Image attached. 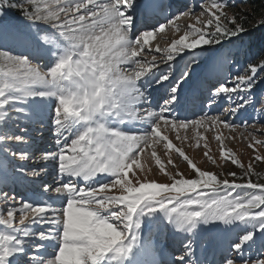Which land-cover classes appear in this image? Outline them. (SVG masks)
<instances>
[{
  "label": "snow or ice",
  "instance_id": "6c2138e0",
  "mask_svg": "<svg viewBox=\"0 0 264 264\" xmlns=\"http://www.w3.org/2000/svg\"><path fill=\"white\" fill-rule=\"evenodd\" d=\"M226 6L227 0L201 5L207 20L197 16L196 24L187 25L183 35L161 49L158 45L151 48L149 39L166 27L179 32L175 21L184 13L161 17L164 5L159 0L143 5L138 0H0V16L5 8L17 7L33 24L50 25V31L37 32L30 44L37 58L46 54L55 57L53 65L43 71L31 63L29 56L0 50V204L5 206L0 210V264H136V256L145 246L141 240L144 226L151 227L157 220L188 234L181 255L174 257L176 264H198L193 230L211 221L226 225L242 221L245 225L242 234L222 253L219 264H264V183L252 182L251 163L243 173L247 183L238 184L235 181L241 177L234 172L229 173L231 182L218 180L176 148L195 170L196 178L177 179L172 175L171 184L140 183L141 172L139 177L127 179L149 145L153 146L151 154L156 163L161 169L165 167L154 146L161 140L166 148L174 146L167 135H161L162 127L169 132L177 130V139H181L178 130L189 126L215 125L217 131L221 125L236 127L225 117L247 105L249 97L241 94L250 93L258 78L264 79V55H260L255 63L246 65L244 74L230 81L218 80L209 89V109L218 99L233 95L242 102L237 107L223 109L221 116L205 115L196 121L181 120L179 116L168 119L182 102L181 88L189 68L186 64L177 77L170 62L188 49L203 52L207 50L203 46H219L222 41L238 51L243 48V37L250 32L245 27L247 18L229 15ZM262 26L264 17L252 28ZM145 51L160 53L162 59L157 60L155 54L149 59L142 54ZM161 64L167 67L161 70ZM166 81L171 83L165 92L167 98L156 106L159 111L144 107L152 104L148 88L153 84L163 87ZM36 100L55 101L57 151L38 150L29 143L28 124L34 120L31 103ZM259 111L264 113V109ZM127 124L143 130L138 134L122 130ZM216 139L222 154L230 153L223 145L225 138L218 135ZM256 145H264V140L253 138L249 147L254 152H258ZM205 156L212 160L208 153ZM10 159L34 160L37 167L31 172L26 171L24 163L10 168ZM253 159L261 161L264 156L257 154ZM49 162L54 165L56 178L41 184V192L29 198L31 202H25V198L17 201L9 190L11 183L43 178L48 170L39 165ZM232 162L245 167L236 158ZM81 183L87 187H78ZM210 185L211 195L198 191ZM173 189L179 195H160L161 190ZM186 192L194 195H184ZM58 203L63 206L56 207ZM16 213L21 214L18 222ZM254 246L260 255L252 260L250 251L248 256L245 252Z\"/></svg>",
  "mask_w": 264,
  "mask_h": 264
},
{
  "label": "rangeland",
  "instance_id": "374dc122",
  "mask_svg": "<svg viewBox=\"0 0 264 264\" xmlns=\"http://www.w3.org/2000/svg\"><path fill=\"white\" fill-rule=\"evenodd\" d=\"M139 1V0H138ZM186 1V4H185ZM184 5L182 6V4ZM212 0H168L166 1V8L172 9L177 8V12L184 13L179 16V19L175 22L180 26V31L177 32L175 28L166 27L163 33L154 35L149 39V46L151 48H156L157 45L163 49L168 47L173 39L179 38V36L183 35L185 31H187V25L196 24V17L200 16L202 20H207V14L204 13V8L201 5H210ZM229 15H232V12L227 8L224 9ZM197 26H201L197 24ZM50 31V25L40 23L33 24L29 20L26 19L25 15L19 8H5L4 15L0 16V50L9 51L13 55H25L29 56V59L33 65H37L41 67L43 71H47L53 63L55 62V57L52 55H45L46 59H40V56L36 59L30 57V55L22 53L24 50H32L35 49L31 46L30 42L35 41V34L37 32H48ZM206 48V51H199L194 49H188L185 52H181L180 56L176 57L171 63L172 69L177 77H179L180 72L184 70L185 65L189 66L187 72V80L182 85L181 92H188L189 90L194 91L201 85L197 84V79L202 74L205 73L207 75V71L216 67L217 72L215 73V77L218 80H231L235 75L244 74V69L248 64V59L245 54L244 48L241 50H237V47H229L226 41H222L219 46H203ZM28 48V49H27ZM143 55H147L149 59L152 54L157 56V60L162 59V54L160 53H148L143 52ZM221 54H224V58H221ZM219 56V57H218ZM193 57L195 59L193 60ZM122 67L127 70V66L122 65ZM161 70L165 69L167 66L164 64L159 65ZM220 69V70H219ZM155 71V69H152ZM250 74V73H249ZM261 76H264V73H261ZM200 80V78H199ZM203 81H200V83ZM171 81H166L164 86L153 84L151 88H148L149 97L152 100V109L154 111H159L156 107L158 104H163L166 89ZM231 87V84H228ZM212 89V88H211ZM161 94L163 95L161 97ZM241 95L248 96L250 102L243 107L238 108L237 112L234 115L225 117L231 123H233L236 127L234 128H226L223 125L220 126L219 131H217L215 125H205L204 127H196L193 128L189 126L187 129L180 128L179 134L181 139L176 138V131L173 130L169 132L167 128L161 129V135H167L169 140L171 141L173 148H166L165 141H158L154 150L156 155L160 157L161 162L165 165L163 169L160 168V165L156 163L155 158L152 156L151 152L153 150V146L149 145L143 152L139 155L138 164L133 167V169L129 170L127 179L132 180L133 176H140L141 172H143V179L139 180L140 183L145 181H151L161 184H171L174 181L171 179L172 175H175L177 179L183 177L185 179H193L196 178L194 175L195 170L190 167V165L183 160V158L175 151L176 148H181L185 155H187L194 164L202 171L211 172L216 175L218 180L228 179L230 182L233 177L229 175V173L234 172L237 177H241L240 179H236V183L238 184H246L248 177H244L243 173L247 169V165L249 163L252 164L253 175H251V179L253 183H264V160L257 161L254 160L253 157L257 154L264 156V145H256L258 152H254L249 144L253 142V138L256 140H264V132H261L260 129L264 128V119L261 117L264 116V113L259 111L260 109H264V79H259L255 85V87L251 90L250 93H242ZM209 96V95H208ZM208 96H206L208 98ZM205 100L204 106L205 110L203 112H196L197 109H189L186 107V102L188 97L183 99L180 106L176 107L172 113L171 117L168 119H173L176 116H179L181 120L187 121H196L200 117L208 115V116H221L223 109H230L237 107L238 104L242 103L238 100L237 96L233 95L231 98L223 97L216 101V103L209 109L208 100ZM230 100L232 102H230ZM203 106V107H204ZM54 100H46L40 101L36 100L34 103H31V110L34 116L33 122L28 124L29 127V143L35 146L36 149L42 147V145H35L38 141L41 140L42 128L48 125V122L52 126V133L55 132V126L53 124V115H54ZM145 107H148L145 105ZM202 107V106H201ZM23 119V118H22ZM23 127V125H21ZM124 131L132 130L137 134L139 131L143 130V128H136L127 124L124 125ZM146 128L147 126H143ZM128 128V129H127ZM131 128V129H130ZM133 128V129H132ZM256 129V131H254ZM197 133H199V143H197ZM220 135L225 139L223 140V145L226 149L231 150L230 153L221 152V143L216 139V137ZM186 137V138H185ZM56 137L51 136V138L47 139L49 144H44L45 146L53 147L51 151H57L55 144ZM71 137L69 138V142ZM207 144V147L204 145ZM44 150H48L49 148H42ZM205 153H208L209 156L212 157V160H209ZM39 152H36V155H39ZM236 158L243 164L245 167L240 168L238 165L232 162V159ZM215 161L213 163L212 161ZM171 161V162H170ZM24 163L26 165V171L31 172L34 168L37 167V163L34 160H30L27 162H18L14 159H10L9 166L19 168L20 164ZM48 164L41 163L40 167L48 168L51 167ZM139 170V171H138ZM48 175V178H56V175ZM45 175L44 177H47ZM43 177V179H44ZM32 178H29L31 181ZM52 180H44L42 182L41 179H38L29 183H11V194L16 196L17 201H20L22 198H25V202H31V198L33 195L39 194L41 192V184L48 182L50 183ZM107 182V181H106ZM133 184L138 186L136 180H133ZM28 185V186H27ZM34 189H30L29 186ZM78 187H87L85 183H81L77 185ZM98 187V186H97ZM212 186H208L207 188L198 189V191L203 190L205 195H211L210 188ZM111 192L114 194H120L117 189H111ZM259 194V193H257ZM160 195H179L175 192V189L169 192L168 190H161ZM184 195H194V193L186 192ZM236 193L233 192V196ZM183 199V196L180 197ZM42 199H47V197H42ZM174 204L175 201H172ZM19 206V205H17ZM4 205L0 204V210L4 209ZM256 211V210H253ZM6 214V213H5ZM20 213L15 214V219L18 222L20 219ZM159 215H162L159 214ZM151 220L152 217H149ZM27 223V221H25ZM37 227H40L37 225ZM245 227L242 221H236L232 224H224L223 221H211L210 225L207 227L204 233V239L201 241L200 246L203 250H211L217 249V246L220 245L221 238L226 239V246H221L220 255L214 258V262L211 264H219L220 256L224 251L227 250L228 245L236 239V237L242 234V229ZM196 228L201 229V223L196 226ZM2 230V229H0ZM148 231H151L152 236L151 240L159 243L163 241L169 242L171 237L173 236L175 240L178 239L180 233L174 230L172 225L167 224L165 221L163 224L160 223L159 220L154 222L151 227H148L147 224L144 226V230L141 234V239L145 238ZM199 231H193L192 239L196 241V238L199 235ZM185 235V234H184ZM189 238V237H188ZM165 239V240H164ZM147 240V239H146ZM147 240V243H154L153 241ZM171 242V241H170ZM222 243V242H221ZM177 248L180 250L177 255H181L182 244L180 246L179 240L177 241ZM249 251L251 253V259L255 260V258L260 255L257 251V247L254 246L251 250H246L245 255L248 256ZM217 253V252H215ZM32 254V253H30ZM195 255L196 252H195ZM215 256V254H214ZM196 258V257H195ZM264 258V257H262ZM198 262V261H197Z\"/></svg>",
  "mask_w": 264,
  "mask_h": 264
},
{
  "label": "trees",
  "instance_id": "16d2710c",
  "mask_svg": "<svg viewBox=\"0 0 264 264\" xmlns=\"http://www.w3.org/2000/svg\"><path fill=\"white\" fill-rule=\"evenodd\" d=\"M13 2H16V0H13ZM226 8L232 12V15L247 18L248 23L245 27H248L250 32L243 37V48L248 63H255L260 55H264V26L254 29L252 25L264 17V0H227ZM229 47L232 46L229 45Z\"/></svg>",
  "mask_w": 264,
  "mask_h": 264
},
{
  "label": "bare ground",
  "instance_id": "6f19581e",
  "mask_svg": "<svg viewBox=\"0 0 264 264\" xmlns=\"http://www.w3.org/2000/svg\"><path fill=\"white\" fill-rule=\"evenodd\" d=\"M163 95L161 94V97ZM148 107H151V105H147ZM145 107V106H144ZM128 129V128H127ZM136 129V128H135ZM137 130V129H136ZM56 207H61V204H57ZM206 224H204L203 226H205ZM151 234V231H148L147 235L146 236H143L145 238H142V243L145 245L144 247L141 248V251L137 254L136 256V264H145L146 261H153L154 263L158 262L159 264H161V261L163 259H166L165 261H168L170 259L173 258V256H171V253H169V251H167L166 249H163L160 253V255H155L152 253V246H153V243H147V240L148 239H151L152 236H150ZM184 235V234H183ZM147 239V240H146ZM149 242V241H148ZM202 256H205V255H202ZM202 258V257H201ZM199 262V261H198ZM157 263V264H158ZM163 264H166L163 263Z\"/></svg>",
  "mask_w": 264,
  "mask_h": 264
}]
</instances>
